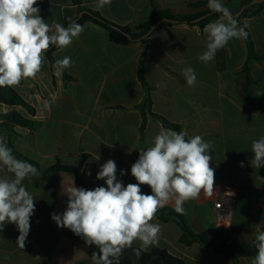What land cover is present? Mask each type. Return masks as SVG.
<instances>
[{"label": "crops", "instance_id": "obj_1", "mask_svg": "<svg viewBox=\"0 0 264 264\" xmlns=\"http://www.w3.org/2000/svg\"><path fill=\"white\" fill-rule=\"evenodd\" d=\"M199 1L203 0H112L110 5L97 9V0H83V6L117 25L136 27L151 18L154 8L174 14L209 9L190 7V3ZM241 1L223 3L235 11ZM34 6L40 8V15L50 26H64L67 18L81 16L72 0H38ZM243 20L259 57L250 62L249 97L243 91L247 77L243 68L249 55L246 40L232 39L222 48L223 68H219L218 52L211 62L198 59L207 44V34L198 26H167L153 35L147 45H120L111 40L106 29L86 22L83 32L70 46L54 53L55 60L68 56L73 61L60 76L56 75L55 63L44 54L45 62L35 78L23 79L13 87L36 109V114L32 116L21 107L0 103V137L8 146L12 130L5 117L9 112L18 110L39 124L35 129L13 127L14 148L23 156L16 158L36 163L39 175L23 182L36 199L25 248L16 243V225L6 224L0 231V264H91L90 257L98 248L87 245L80 236L58 227L51 219L52 213L62 214L66 210L67 188L82 186L71 171L49 170L55 165L76 166L83 155H88L81 170L88 189L107 186L96 174L109 159L117 165L118 180L125 186L137 183L131 175L132 164L139 151L152 146L155 135L165 128L148 115L141 133L143 115L139 106L146 90L139 80L138 67L146 46L149 58L145 75L154 87L152 111L182 125L189 137L200 135L204 141H211L214 185L240 188L229 226L214 220L212 200L204 190L198 198L184 203L187 223L195 233L221 234L223 239L239 243L254 240L255 233L264 230V167L257 169L250 163L254 155L252 142L264 137V4L259 13ZM187 67L195 70L194 86H189L182 75ZM0 176L11 174L0 168ZM140 187L143 193L151 194L148 185ZM243 200L255 206L242 211ZM166 207L174 208V202L161 208ZM151 222L158 223L161 231L158 243L144 251L162 248L188 264H251L255 257L240 256L234 260L200 243L184 244L183 229L175 221H163L155 215ZM139 243L135 241L132 247H139Z\"/></svg>", "mask_w": 264, "mask_h": 264}, {"label": "clouds", "instance_id": "obj_2", "mask_svg": "<svg viewBox=\"0 0 264 264\" xmlns=\"http://www.w3.org/2000/svg\"><path fill=\"white\" fill-rule=\"evenodd\" d=\"M111 2L97 0L96 7L102 9ZM37 4L38 0H0V87H15L23 79L35 78L50 47L63 50L84 30L75 21L67 27L60 23L50 26L40 15V8L34 6ZM208 8L219 13L220 19L203 29L207 34L206 50L198 59L205 63L211 62L230 40L248 36L246 25L239 24L223 0H208ZM72 64L68 56L56 60V75L60 76ZM182 75L189 86L195 85L193 68H184ZM212 148V142L204 141L200 135L189 137L186 131L161 128L152 146L140 150L131 166V175L137 183L125 186L117 179L115 161L109 159L96 174L107 186L68 187L66 210L62 214L52 213L51 219L58 227L80 236L87 245L98 248L90 257L91 264H120V256L137 240L139 247L132 250L139 259L145 249L158 243L161 226L151 221L159 208L174 202V210L184 214L186 201L198 198L202 190L211 193ZM251 152L254 154L251 165L257 169L264 167V137L252 142ZM0 168L11 174L0 176V231L6 224H15L19 232L16 243L24 249L36 199L23 182L39 172L31 163L16 158L3 137H0ZM124 174L122 170L121 175ZM141 185H148L151 194L143 193ZM253 245L256 255L251 264H264V231L255 233Z\"/></svg>", "mask_w": 264, "mask_h": 264}, {"label": "trees", "instance_id": "obj_3", "mask_svg": "<svg viewBox=\"0 0 264 264\" xmlns=\"http://www.w3.org/2000/svg\"><path fill=\"white\" fill-rule=\"evenodd\" d=\"M73 4L79 8L81 16L70 20L69 18L65 21V27L69 25L70 22L75 21L81 25L86 22H94L104 29H106L109 33L111 40L120 45H130L137 42H143L147 45L149 39L158 33L161 29L167 26H173L177 24H183L188 26H198L202 31L210 22L216 21L220 18V14L211 11L210 9L191 14H174L169 10H158L154 8L152 12L151 18L143 24H140L136 27L129 26H120L117 25L107 19H105L99 12L92 10L90 8H86L83 6V0H72ZM253 0H247L243 4V6H249ZM264 4V1L259 4L261 7ZM208 6V0H203L195 3H190V7L192 9H201ZM228 8V7H227ZM229 9V8H228ZM231 13H234V10L229 9ZM259 13V9L256 11H251V7H248L243 14L236 18L241 26H245L244 18L250 17L251 15H256ZM160 23L155 30L151 33L153 26ZM246 31L248 32V36L245 39L249 51L248 60L243 68L246 73V81L244 87V93H247L249 97V84L252 82V78L250 75V62L255 59H259L257 54L255 53L254 42L251 38V34L249 29L246 26ZM59 48L52 46L45 52L48 58L52 63H55L54 53ZM219 58V68H223L222 61L223 53L222 49L218 51ZM149 58L148 47L146 46L139 60L138 67V77L143 87L146 90V96L144 102L139 106L141 113L143 115V124L141 127V133H144V130L147 125L148 115L159 120L163 126L167 129H171L174 131H184L183 126L177 123H172L165 117L156 114L152 111V91L154 87L150 85L146 79V61ZM0 103L8 105L10 107H21L25 109L30 115L34 116L36 114V109L30 105L13 87H0ZM6 125L12 130L10 134L9 147L13 150V154L16 157H23L19 154L13 145L14 138V129L15 126L26 127L30 129H35L38 127V123L33 121L32 119L27 118L18 110H12L6 115ZM88 155H83L79 164L76 166H62L55 165L53 166L49 172L57 171V170H65L71 171L75 174L77 180L81 184V186L85 189H88V186L85 185L81 176V170L85 164ZM35 167L38 168V165L32 161ZM184 207V205H183ZM185 208V207H184ZM159 219L163 221H175L177 224L181 226L183 229V235L181 237V242L187 245H191L193 243H200L207 248H212L219 254H222L228 258H232L237 260L240 256H255L256 249L253 245V240L250 242H229L227 239H223L221 234H215L213 236H209L207 233H195L192 228L187 223L185 214L177 213L174 208L166 207L160 208L157 210L156 214ZM264 231V230H263ZM136 247H132L129 249H125L123 255L120 256V264H188L183 259H180L176 256L170 254L167 250L162 248H154L151 251H144L140 258L133 254V250ZM99 251V250H98Z\"/></svg>", "mask_w": 264, "mask_h": 264}, {"label": "built area", "instance_id": "obj_4", "mask_svg": "<svg viewBox=\"0 0 264 264\" xmlns=\"http://www.w3.org/2000/svg\"><path fill=\"white\" fill-rule=\"evenodd\" d=\"M240 188L231 184L213 185L210 193L212 215L221 226H229L234 219Z\"/></svg>", "mask_w": 264, "mask_h": 264}, {"label": "rangeland", "instance_id": "obj_5", "mask_svg": "<svg viewBox=\"0 0 264 264\" xmlns=\"http://www.w3.org/2000/svg\"><path fill=\"white\" fill-rule=\"evenodd\" d=\"M245 1H247V0H242V1H241V4L239 5L238 8H236V10L234 11V14H235V13H238V12H240V10H242V8L244 7L243 4L245 3ZM259 4H260V3L254 4V5H250L249 7H251V11L253 12V11H256L257 9H259V8H260V7H259ZM225 6L228 7V4H225ZM246 9H247V8H246ZM254 206H255V205L247 204V203L244 202V200H243V201L241 202V204H240V209H241L242 211H246L247 208L250 209L251 207H254Z\"/></svg>", "mask_w": 264, "mask_h": 264}, {"label": "water", "instance_id": "obj_6", "mask_svg": "<svg viewBox=\"0 0 264 264\" xmlns=\"http://www.w3.org/2000/svg\"><path fill=\"white\" fill-rule=\"evenodd\" d=\"M263 1H264V0H253V1L250 3V5H254V4H257V3H261V2H263ZM250 5H249V6H250ZM247 7H248V6H244V7L242 8V10H241L239 13L234 14V17H235V18L240 17V16L243 14V12L245 11V9H246ZM159 24H160V23L154 25L153 28H152V30L150 31V33H151L153 30H155L156 27H157Z\"/></svg>", "mask_w": 264, "mask_h": 264}]
</instances>
